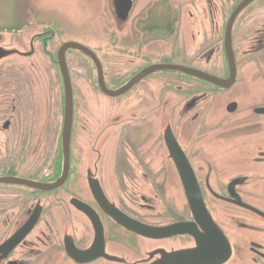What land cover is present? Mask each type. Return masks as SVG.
I'll return each instance as SVG.
<instances>
[{
    "label": "flooded vegetation",
    "instance_id": "obj_1",
    "mask_svg": "<svg viewBox=\"0 0 264 264\" xmlns=\"http://www.w3.org/2000/svg\"><path fill=\"white\" fill-rule=\"evenodd\" d=\"M140 1L64 52L66 152L65 41L7 43L30 54L0 60V264H264V0Z\"/></svg>",
    "mask_w": 264,
    "mask_h": 264
},
{
    "label": "rangeland",
    "instance_id": "obj_2",
    "mask_svg": "<svg viewBox=\"0 0 264 264\" xmlns=\"http://www.w3.org/2000/svg\"><path fill=\"white\" fill-rule=\"evenodd\" d=\"M142 3L143 0L138 2V5L141 6ZM111 5L112 0H0V31L8 35L6 38L10 42L15 40L21 42V39L30 37L34 33L47 29L53 30L56 35L50 41L54 50L53 54L59 46V40H72L97 48L99 46L95 44L98 42L96 36L99 29H96L97 26L100 27L104 21H108L110 16L112 20L114 19L111 15ZM100 45L99 47L102 48L103 45ZM39 55L32 56V60L27 59L25 64L29 70L38 76L39 70L43 74V59L47 63V69L50 68L56 73L55 64L50 56L43 52L42 47L39 49ZM76 55L72 50L69 53V60L73 61L70 66L74 70H82L81 66L74 62V60L82 62V59L76 58ZM17 59L21 71H25L26 68L20 62V58L17 57ZM19 63L15 62L16 66ZM85 75L86 73L83 74ZM75 77L77 75L73 74V81L76 80ZM77 84H83L80 77H78ZM164 171V179L169 182L173 172L170 167Z\"/></svg>",
    "mask_w": 264,
    "mask_h": 264
},
{
    "label": "water",
    "instance_id": "obj_3",
    "mask_svg": "<svg viewBox=\"0 0 264 264\" xmlns=\"http://www.w3.org/2000/svg\"><path fill=\"white\" fill-rule=\"evenodd\" d=\"M120 0H113L114 6L116 8V6H118L116 8V13L117 16L119 18H124L126 15V11L129 8L130 5V0H126L127 1V5L125 8H121L118 4H119ZM7 35L4 33H0V45L3 43H7ZM6 38V39H5ZM68 48H72V49H76L80 52H82L83 54L89 56L92 58V53L91 50H89L86 46L73 42V41H67L64 42L59 50H58V58L60 61V66H61V73H62V78H63V84H64V88H65V94H66V100H65V125L67 127V129L65 130L64 134H63V148L66 150L68 149V139H69V126H70V119H71V107H72V103H71V89H70V81H69V76L67 73V69L65 67V63H64V52L66 49ZM17 53V50L14 49H6L0 46V59L5 57V56H9L11 54ZM175 69L177 67L174 66H167V65H155L152 67L151 70H158V69ZM145 72H150V70L145 71ZM198 75L203 76L202 74L197 73ZM142 75V73H139L138 75H136L135 77H133L126 85L129 86L130 84H132L133 82H135L140 76ZM125 85V86H126ZM124 86V88H125ZM185 163H187V161L185 160ZM188 171V170H187ZM190 172V171H189ZM178 173L180 174L181 180L183 182V184H185L186 188L189 189V184H194L195 180H194V176L192 175V181L190 182L189 180L187 182H185V180H187L190 176V173L188 172H184L183 169L179 168L178 169ZM191 197H195L196 195L194 193H189L188 194ZM192 208L193 210H196L197 208V204L195 202H192Z\"/></svg>",
    "mask_w": 264,
    "mask_h": 264
}]
</instances>
